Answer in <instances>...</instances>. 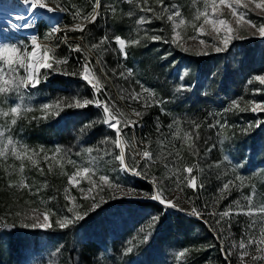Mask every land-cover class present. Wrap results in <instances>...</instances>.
I'll return each instance as SVG.
<instances>
[{
    "label": "rangeland",
    "instance_id": "374dc122",
    "mask_svg": "<svg viewBox=\"0 0 264 264\" xmlns=\"http://www.w3.org/2000/svg\"><path fill=\"white\" fill-rule=\"evenodd\" d=\"M61 3L71 6L76 4L77 7L81 8L84 13H86L87 3H93L94 0H60ZM246 3L247 0H244ZM112 4L116 8L115 14L110 10L103 11L104 19L102 20V30L99 32L98 37L95 41L98 42L100 37L107 34L108 36L120 35L126 40L140 39L141 43L135 46H128L133 48H139L140 51L137 52L136 57H131V60H123L121 57L117 56V53L109 51L110 55V69L115 68L117 70V76H113L115 81H117L118 87L114 86L113 93L116 104L118 107L129 115H131L132 108L141 109V103L135 101H125L121 100L120 89L125 91H131L135 88L136 91H140L139 85L135 83L136 80L141 81L147 88L152 90L156 97L162 100L164 113L161 112L160 106H153L146 110V115L143 117L142 124L143 127H138L135 130L134 135L143 143H148L150 150L154 156H167V149L171 147L168 143L172 141L176 145V148L180 151L181 159L177 164V167H184L185 165L195 163L196 158L191 154L187 143L182 140L185 132H199L201 139L197 142L198 147L201 150V154L205 150L204 141L208 140L207 147H212L215 144L213 150L208 153L206 160H200V165L205 169L207 178L205 179V188L202 191L193 193L191 189H186L185 193H173L166 192L168 196H179L176 203L185 209V211H179L173 208H164L159 203L151 201L145 198L143 192H151L152 185L141 178L134 177L138 179V183H133L127 178L128 173L119 170L118 162H114L111 156L99 159L96 151H93L89 155L85 149L87 147L103 148L104 145L100 142L106 137H112L114 139V133L108 129L102 122L103 113L101 108L93 107V109H98L100 115L92 110L91 115L86 118V122L82 127L83 135H88V138L83 137L79 139V136L75 135L74 132L66 130L62 132L58 138L51 137L49 140L40 139L39 136L33 135V132L40 130L42 127L40 123L45 122L47 125L43 127L51 126L52 121L49 119H42V112L40 107L43 103L52 102L56 98H67L75 96L72 94L67 95H56L54 97L47 95L42 91V88L32 90L30 96H26L23 103L32 108V111H24L17 118L16 125H11L12 117H4L0 115V131L5 129H10L8 135H11L12 139L19 144L26 145L30 150H34L40 153L41 147L45 149L49 157L52 156L55 148L60 146L62 148L72 149V159H75L78 164L84 166H93L98 168L104 174L109 175L110 179L120 182L125 187L131 186L138 190L139 195L135 197L123 198V199H112L113 190H109L105 187V191L101 193L108 201V203L103 204L101 208L97 209L95 212L91 213L84 223L80 224V221L75 225L70 226L67 229H59L55 225L56 219L65 214L71 216V213H66L65 205L68 204L63 198L64 188L67 185V175L64 173L71 174L75 169L72 165L67 164L66 161L62 160L59 164L55 161L49 159L48 162L44 160V153H40L36 157L37 163L25 159L23 161L24 170L21 173L20 165L21 161L17 160L11 152H8L6 156H0V186L2 188V196H0V202L2 203V208L0 209V224L16 223L15 228H4L0 227V261L5 259V250L8 245L10 237L15 239V250L19 249L23 252V255L19 262L15 264H72L74 263L78 254L88 247L92 249L90 263L89 264H187L193 256L199 254V250L202 247L209 248L212 246V242L208 239L204 242H199L195 238L193 240H181L179 238H173L169 234L165 235L162 230L169 224H172V219L170 217L161 218L163 214H182L183 217L193 221H202L196 216L186 213L191 210V205L186 203L187 197H193L195 199V205L201 209L205 210V203L208 207L206 212H211L213 208L216 211H222L224 208L231 204L233 201L240 200L241 203H245L243 197L249 195L255 191L254 202L258 203L264 201V162H259L260 148L262 143L258 141L256 148L253 150L250 142L246 141L243 155L236 157L234 151H236L237 145H242L245 135L255 130L256 127H252L247 134H242L240 129L247 128L250 123L254 124L257 119H260V113H252L251 111L239 112L234 110L233 112L224 113V109L229 107L232 101H237L241 107H245L248 100L254 99L257 102L264 101V92L257 93L256 89H264V85H260L258 82L254 81L249 84V79H252L256 74H264V70L260 73L254 72L250 76L244 78L240 74L238 78V90L227 91L222 94V100L217 106L209 107L202 115H192L189 113H181V105H186L191 97L195 94L192 92L194 85L198 79L189 81L185 78L183 83L192 86L191 91H186L183 93H176V88L179 87L182 81L180 80L181 75L184 74L185 70H190V66L187 60H184L185 54H196V50L200 49L202 46L199 44L200 39H204L207 42H213L215 33L211 32L210 28L206 26V34L200 35L198 39H191V37L196 36L197 33L194 31L192 25L193 23H202V20L196 22L194 20L195 14L198 10H203L204 0H164V5L171 6L176 4L180 6L182 12V18L185 19V24L181 25L176 29V33H179L177 37L178 43H183L185 46L191 49L190 52L181 51L179 47L172 44L170 41L172 36L176 33L173 32V22L167 21V12L158 3V0H147V5H145V0H133L132 4L126 2V0H107L105 5ZM104 5V6H105ZM151 6L156 13L161 14L163 19H156L153 12L141 11V6ZM254 8V5L250 6ZM24 6L19 2V0H0V11L10 12V11H23ZM131 11L133 15L130 17L127 13ZM247 11V10H245ZM223 18L227 19L233 27H235V20L231 16L228 9H223ZM62 16V17H61ZM58 19H61V26L67 24L68 26L74 25L77 21L72 19L71 15L61 14ZM151 18V23L137 24L136 21L141 17ZM52 17L50 14H44L40 19V23H44L46 28L43 30V34L37 32L35 28L28 30L24 29H13L11 23L0 18V41H21L27 42L30 40L31 34H37L38 38L43 41L44 35L49 31V18ZM249 18L260 22L261 16L255 11H249ZM15 20V19H14ZM113 21L116 23H121L125 26L123 32H116ZM38 22V23H39ZM178 23V21H175ZM14 23H21L19 21H14ZM37 23V24H38ZM70 33H79V31L69 32L68 36L70 42L79 43L80 40L77 39L80 36H71ZM253 30L244 27L241 35L246 36V39H238L233 42L230 48L233 47L235 43L241 41H249L255 39H263L258 35H253ZM152 35H160L167 39L169 43H164L163 41L151 40ZM56 43H58L56 41ZM109 47L108 45H105ZM113 44L110 46L113 48ZM67 48V46H65ZM127 47V49H128ZM213 54L215 52H211ZM64 52V51H63ZM239 47L233 48V54L231 55L233 59H237L239 56ZM80 54L74 56L75 60ZM166 57V58H165ZM96 55L92 56V63L98 66L100 72V65L95 64ZM117 65H122L123 67H117ZM234 67L237 66V61L233 62ZM69 67H72L69 66ZM125 68H131L133 75L127 77H121L118 75L120 71ZM144 68L147 73L155 72L152 79H145V75L142 74L141 69ZM22 74V73H21ZM100 74H103L100 72ZM104 75V74H103ZM155 79H159L160 83H157ZM208 81L204 79L202 85L199 87V94L202 96L208 91L207 88ZM163 91L160 92V88ZM229 88L231 85L229 84ZM109 92V90H108ZM191 92V94H187ZM85 98L92 97V90L90 92L85 91L79 94ZM111 95V94H110ZM179 97V98H177ZM13 103H19L20 98L15 94H12ZM173 101H177V105H172ZM90 106V105H89ZM9 107L8 101L0 96V110L7 111ZM68 109L63 111L58 117L67 120L68 119ZM166 113V114H165ZM212 113L213 115H209ZM36 117V119H33ZM179 118V123L174 125L172 129L168 128V124L173 122V118ZM134 118V117H133ZM226 120L230 126L227 131L220 132L219 129L213 128L209 129V123H215L216 120ZM162 125L161 131L164 133L161 136L156 132V124ZM261 120V119H260ZM149 121V125L146 123ZM191 121L198 123L201 127L197 130ZM89 123H94L91 128H86L85 126ZM180 128L179 137L176 138L175 131L176 128ZM218 132L220 135L218 136ZM133 132L128 130V136L131 137ZM229 137L227 140L222 141V137ZM7 137H5L6 142ZM163 140L165 144V150L161 151L160 141ZM143 145L141 144V147ZM111 147V145H109ZM118 151V150H117ZM80 152V156H76L75 153ZM225 153L228 154L229 160L224 161ZM102 155V153L100 154ZM92 158H97L96 165H91L89 162ZM60 159V157H57ZM129 162H132L131 152L127 157ZM215 163H221L220 168L212 167L209 170V165H214ZM49 164L52 165V170L49 171ZM242 165V167L240 166ZM40 168L44 169V175L40 174ZM48 170V173L46 172ZM55 171H58L56 173ZM151 174L157 176H164L168 174V169L164 167V164L160 161H156L149 170ZM225 173H227L225 175ZM58 177L66 176V184L63 185L60 193L56 192L53 187H48L45 176ZM242 175L245 178V187L242 189H232L231 194L227 196V199L221 200L217 205L215 199L219 196L218 189L222 187L223 183L227 182L229 179H234L235 175ZM220 177L217 179V177ZM23 177L26 184L32 186L31 192L27 188L23 187H9V184L19 185L21 178ZM93 179L98 180V176L93 177ZM143 184L150 186V191H147ZM47 185V187H45ZM81 187L88 188L90 185L87 180H81ZM37 189L39 191L37 192ZM209 193V197H205V193ZM35 193V195H33ZM70 193L75 197L74 203L78 205L75 209L81 214L87 210L91 204V200H85L82 198V193L76 189L71 188ZM119 195V193H116ZM198 197V198H196ZM117 200H127L129 204L124 201L117 202ZM136 201L141 202H154L161 206L160 212L152 211V209H143L136 206ZM71 206V205H69ZM130 209H128V208ZM36 208L39 212L45 210H51L56 212L57 216H50V221L53 223V228L50 230H40V229H25L19 226L20 221L26 216L33 215L32 209ZM20 215L17 216L16 214ZM160 215L159 222L157 224L151 239L146 244H140L136 250L127 256L123 255V247L125 241L136 235L137 229L141 226H146L150 217L153 215ZM206 219L212 220V217H205ZM42 219V216L40 217ZM204 223V222H203ZM249 223V218L244 215H240L234 218L232 226L233 238L239 242L242 233L245 230V226ZM206 226V225H205ZM225 228L227 226L225 225ZM206 229L209 228L206 226ZM52 231V232H51ZM212 233V232H211ZM33 235H37V242L33 240ZM142 235L139 239H142ZM213 235V233H212ZM227 236V231L224 233ZM155 236V237H154ZM153 239V243L151 242ZM201 241V240H200ZM151 246H147L148 243ZM219 245V241L216 240ZM94 244V245H93ZM230 244V241H228ZM62 246V247H61ZM184 249H188V253L184 257H179V252ZM150 250V252H148ZM222 254V253H221ZM255 254V253H253ZM223 255V254H222ZM2 258V259H1ZM224 258V255H223ZM225 259V258H224ZM233 264H238L236 257L232 258ZM85 264V262H83ZM197 264H208V260H205ZM211 264H214L212 262ZM248 264H252V261L248 259ZM257 264H264V261L257 262Z\"/></svg>",
    "mask_w": 264,
    "mask_h": 264
},
{
    "label": "snow or ice",
    "instance_id": "6c2138e0",
    "mask_svg": "<svg viewBox=\"0 0 264 264\" xmlns=\"http://www.w3.org/2000/svg\"><path fill=\"white\" fill-rule=\"evenodd\" d=\"M24 6V14L17 15L16 21L21 23H13L11 27L13 29L28 30L35 28L40 21L41 16L38 13L50 14L55 16L61 14H68L72 16L74 21H77L74 25L68 26L65 24L61 26V19L56 20L49 25V31L44 35L43 41L38 38L37 34H31L30 40L27 42H11L0 41V96L4 97L9 104L7 111L0 110V115L4 117L11 116V125H16L17 118L24 111H32L30 106L23 103L26 96H30L32 90L39 89L40 85L47 82L52 75H62L76 77L86 83V85L92 90V97L85 98L79 94L67 98H56L52 102L43 103L40 107L42 112V119H48L50 116H59L63 111L67 109H83L89 105L101 108L103 113V124L114 133V139L112 137H106L100 143L104 145L103 148L87 147L85 151L91 155L93 151H96L99 159L111 156L114 162H118L120 171L128 173L134 177H138L148 181L152 185V191L143 192L142 195L151 201L159 203L164 208H173L179 211H185L183 207L176 203L179 196H168L166 192H179L185 193L186 189H191L193 193L202 191L205 188V179L207 175L205 169L201 167L200 160H206L208 153H210L213 146L207 147L208 140L204 141L205 150L203 155L197 145V142L201 139L199 132H185L182 140L187 143V146L191 154L196 158L195 163L185 165L180 168L177 167L179 160L181 159L180 151L176 148V145L169 141L171 145L167 149V156H154L150 150L148 143H143L134 135L135 130L143 127L142 120L146 115V110L153 106H160L161 112L165 110L162 107L164 103L162 100L156 97V94L147 88L141 81L136 80L135 83L139 85L140 91H136L135 88L131 91H125L120 89L121 100L135 101L140 103L141 109L132 108L131 115L124 110L120 109L116 104V101L107 90L105 80L95 71V65L92 63V56L95 54V64L100 65V72L104 74L105 79H111L108 76V70L105 68L103 56L109 52H118L123 60H127L128 46H135L141 43L140 39L126 40L120 35L109 37L107 34L100 37L98 42H86L85 37L82 35L77 39L79 43L70 42L68 36L69 32L79 31L84 33L88 25H95L98 19L101 17V0H94L92 3L91 11L84 13L83 10L77 7L76 4H72L70 7L61 3L60 0H19ZM127 3L132 4L133 0H126ZM158 3L164 8L167 14V21L173 22V32L176 33L181 25L185 24V19L182 18V12L180 6L172 4L170 7L164 5V0H158ZM147 5V0H145ZM254 5V8L250 7ZM105 10H110L113 14L116 12V8L112 4L104 6ZM228 9L231 16L235 20V27L225 18H223V9ZM247 10V11H245ZM141 11L153 12L156 19H163L161 14L155 12L151 6H141ZM249 11H255L261 16L259 23L249 18ZM26 14V15H25ZM128 16H132L133 13L129 11ZM62 17V16H61ZM194 20L202 23H193L192 27L197 33L196 36L191 39H198L200 35L206 34V26L210 28L211 32L215 33L213 42L209 43L204 39L199 40V44L202 46L196 50L197 55H209L210 51L215 53H223L230 49L235 40L246 39V36L241 35L244 27L253 30V35H258L264 38V0H204L203 10H198L195 14ZM175 21H178L176 23ZM136 23L144 24L151 23V18L141 16ZM179 33L172 36L171 43L180 48L181 51L190 52L191 49L185 46L183 43H178L177 37ZM95 37H93V40ZM151 40L163 41L169 43L167 39L160 35H152ZM56 41H59L56 43ZM115 44L116 48H111L112 44ZM67 46L69 52L80 54L76 58L74 66L69 67L70 57L65 56L60 58L56 55L57 50L61 46ZM108 45L109 47H105ZM166 58V57H165ZM117 67H123L117 65ZM112 76H117V70L111 69ZM22 73V74H21ZM125 73L127 76L125 77ZM121 77H131L133 71L131 68H125L118 73ZM188 75V71L185 70L181 75L179 87L176 88V93H183L191 91L192 86L183 83ZM256 81L260 85H264V74H256L252 79H249L248 83ZM257 93L264 92V89H256ZM12 94H15L20 98L19 103H13ZM207 95V92L204 93ZM179 98V97H177ZM238 110L239 112L251 111L252 113H264V101L257 102L254 99L248 100L245 107H241L237 101H232L230 106L225 108L224 113L233 112ZM166 114V113H165ZM209 115H213L209 113ZM134 117V118H133ZM36 119V117H33ZM179 123V118H173V122L168 124V128L172 129L174 125ZM194 127L198 130L201 125L191 121ZM264 124V120L257 119L254 124L250 123L247 128H241L242 134H247L252 127H260ZM94 123H89L86 128H91ZM230 126L226 120H216L215 123H209V129H219L220 132L227 131ZM162 125L159 120L156 124V132L161 136L164 133L161 131ZM128 130L133 132L131 137L128 136ZM10 129L0 131V156H6L8 152L21 161L20 171L24 170L23 161L27 159L33 164L37 163L36 157L40 153H44V160L48 162L49 159L60 163L62 160L66 161L75 169L71 174L67 175V185L64 188L63 198L68 202L66 207V213H71V216L65 214L60 216L55 221V225L59 229H67L72 225H75L79 221L84 220L91 213L101 208L103 204L108 203L102 192L105 191V187L109 190H113L112 199H123L129 197L138 196V190L134 187H125L118 181L110 179L109 175L104 174L98 168L93 166H84L77 163L75 159H72V149L62 148L57 146L49 157L48 153L43 147L40 149V153L30 150L26 145L19 144L14 141L11 135H8ZM218 132V136L220 135ZM180 128L177 127L175 131L176 138L179 137ZM5 137H7L5 142ZM229 137L223 136V140H227ZM141 144L143 145L141 147ZM161 151L165 150L164 141H160ZM111 145V147H109ZM118 150V151H117ZM129 152H131L132 162L127 159ZM102 153V155H100ZM76 156H80V152L75 153ZM60 157V159H57ZM229 156L227 153L224 155V161H228ZM156 161H160L164 164V167L168 169V174L164 176H157L150 173V169ZM91 165H96L97 158H92L89 162ZM242 167V165H240ZM212 167L220 168L221 163H215L209 165ZM49 171L52 170V165L49 164ZM40 174L44 175V169L40 168ZM227 173H225L226 175ZM98 176V180L93 177ZM220 177L218 176L217 179ZM86 179L90 185L88 188L81 187V180ZM23 187L29 189L31 192L32 186L24 182L21 178L19 185L9 184V187ZM47 187V185H45ZM245 187V178L242 175H235L234 179H229L223 183L222 187L218 189L219 196L215 199V203L218 205L221 200L227 199V196L231 194L232 189H242ZM76 188L82 193V198L85 200H91L90 206L82 214L75 209L78 207L74 203L75 197L71 195L70 189ZM39 189H37V192ZM119 193V195H116ZM35 195V193H33ZM198 198V197H196ZM255 191L243 197L245 203H241L240 200L233 201L227 205L224 210L216 211L215 208L211 212H206L208 207L205 203V210L199 209L195 205V199L193 197H187L186 203L191 205V210L188 214L196 216L198 219L203 220L204 224L213 233L216 240L219 241L220 251L224 255L227 264H233L232 258L236 257L238 264H248V259L252 261V264L264 261V201L254 202ZM71 205V206H69ZM33 215L26 216L20 221L19 226L25 229H40L50 230L53 228V223L50 221V216H57L58 214L51 210H45L42 213L38 209H32ZM17 216L20 214L17 213ZM244 215L249 218V223L245 226V230L241 235L239 242L233 238L232 226L235 217ZM42 216V219L40 217ZM212 217V220L205 217ZM160 215H153L150 217L146 226H141L137 229L136 235L125 241L123 247V255L127 256L132 254L140 244H146L153 234L156 225L159 223ZM225 225L227 228H225ZM17 225L15 222L8 224H0V227L15 228ZM227 231V236L224 235ZM142 235V239L139 237ZM230 241V244H228ZM62 247V246H61ZM188 249H184L179 252V257H184L188 253ZM255 253V254H253ZM78 264V262H77Z\"/></svg>",
    "mask_w": 264,
    "mask_h": 264
},
{
    "label": "trees",
    "instance_id": "16d2710c",
    "mask_svg": "<svg viewBox=\"0 0 264 264\" xmlns=\"http://www.w3.org/2000/svg\"><path fill=\"white\" fill-rule=\"evenodd\" d=\"M106 1L107 0H101V17L98 19L97 23L95 25H88L84 33H70L71 36L83 35L85 37L86 42H96L95 39L93 40V37H98V34H100L99 32L102 30L101 25L102 20L105 16L103 14V11L105 9L104 5ZM87 4L88 5L86 13L90 12L92 7V3L89 2ZM112 22L114 24L113 28L117 30L116 32H123V29H121V27L123 28L126 23L122 25L121 23H116L113 20ZM45 28L46 25L44 23L39 22L36 25L37 32H39V34L41 35L43 34L42 32ZM251 41L252 43H250L249 41H241L239 43H235L232 48L223 53H213L209 55L199 56H196L194 54H185L184 60H187V63L190 66V70L186 78H188L189 81L195 79L198 80L192 90L195 96L191 97L190 101L186 105L180 106L182 110L181 113L186 112L196 116L202 115L206 110H208L209 107L217 106L220 103V101L222 100L223 93H226L230 89L231 91L238 90V78H240V74L244 78H246L254 72L260 73L264 70V38L255 39ZM113 45V48L117 47L114 43ZM234 47H239V54H237L239 57L237 59H233L231 56L233 54ZM138 51H140L139 48L136 49L133 47H128V61L131 60V57H136ZM116 53L117 56L120 57L119 53ZM76 54L77 53L69 52L68 48L63 45L56 52V55L60 58H63L65 56L70 57L69 66L75 65L76 60L74 56ZM103 61L106 70H108V76L111 77V79H105L104 75L100 74L98 66H96V73L101 77L102 80H105L107 90H109L111 96L114 97L113 89L114 86L118 87V85L117 81H115L110 71V55L108 52L103 56ZM235 61H237L236 67H234L233 65V62ZM141 72L143 75H145L143 76L145 77V79H152L153 74L155 73H147L144 68L141 69ZM204 79H207L208 81V91L207 95L201 96L199 94V87L202 85ZM155 81L157 83H160L159 79H155ZM229 84L231 85V88H229ZM40 88H42V91L44 93L52 97L61 94L77 95L85 91L90 92L91 90L86 85V83L80 80L79 78L71 76L66 77L62 75H52L51 77H49L47 82L40 85ZM159 91L162 92L163 88L161 87ZM187 94L190 95L191 92H188ZM171 104L177 105L178 103L177 101H173ZM92 110H95V112L100 115V111H98V109H93L91 105L83 109H68L67 120L62 119L58 116L50 117L49 119L53 122L52 125L45 127L46 129H43V127L47 124L45 122L40 123L42 128L40 130H37L36 132L34 131L33 135L39 136L40 139L42 138L49 140L51 137L58 138V136H60L62 132L70 130L74 132L75 135L79 136V139H82L83 137L88 138V135H83L81 133L82 127L86 122V118L91 115ZM259 116L261 120H264V113H260ZM146 125H149V121L146 123ZM246 141L250 142L253 150L256 148V144H258V141L262 143V146L260 148L259 162H264V124H262L260 127H256L255 130L245 135L242 145H237L236 151H234L236 157L243 155L242 153ZM46 172L48 173V170ZM55 172L58 173V171ZM45 178L48 187H53V189L59 193L63 188V185L66 184V176H62V178L58 179V177L56 176L51 177L47 174ZM127 178L130 179V181L133 183L140 182L138 181V179L132 177L131 175H128ZM143 186H145L147 191H150L149 185L143 184ZM1 190L2 188L0 186V196H2L1 194L3 193ZM204 193L205 191L202 193V195ZM204 195L207 198L210 196L208 192ZM121 201H124L125 203L129 204L127 200H117V202ZM135 204L136 206L141 207L143 209H152V211H156L158 213L161 210V206L154 202L136 201ZM2 206L3 205L0 202V209L2 208ZM166 217H170L172 219V224L167 225L162 230L165 235L169 234L173 238H179L181 240H193L197 238L198 243L203 242V240L205 242L206 239L212 242V246H210L209 248L201 247L199 250V254L197 256H193L187 264H197L205 260H208V264H211L212 262H214V264H227V262L223 258V255L221 254L219 245L216 242L214 235H212V233L206 229V226L202 221H193L190 220V218L187 219L186 217H183L182 214H170V212L163 214L161 218L163 219ZM85 220L87 219L85 218L84 220L80 221V224L84 223ZM158 224L161 223L159 222ZM37 238V235H33V240L35 241V243L37 242ZM151 242L153 243V239ZM147 246L150 247L151 243L149 242ZM148 252H150V250ZM91 253L92 249L85 247L78 254L76 259L74 260L75 262L72 264H77V262L78 264H84L83 262H85V264H89ZM22 255L23 252L21 250H15V239L13 237H10L7 248L5 250V259L1 258L2 260L0 261V264H15V262L20 261Z\"/></svg>",
    "mask_w": 264,
    "mask_h": 264
},
{
    "label": "bare ground",
    "instance_id": "6f19581e",
    "mask_svg": "<svg viewBox=\"0 0 264 264\" xmlns=\"http://www.w3.org/2000/svg\"><path fill=\"white\" fill-rule=\"evenodd\" d=\"M20 14H24V10L23 11H10V12H4V11H0V18L6 20L7 22L11 23V25L14 23V19L17 15ZM26 15V14H25ZM39 16L43 17L44 13H38ZM59 15H55L50 17L48 20L49 22L52 24L54 23L57 19H58Z\"/></svg>",
    "mask_w": 264,
    "mask_h": 264
}]
</instances>
